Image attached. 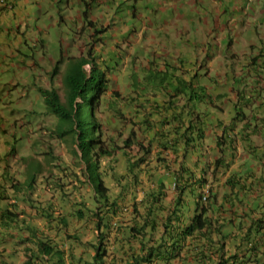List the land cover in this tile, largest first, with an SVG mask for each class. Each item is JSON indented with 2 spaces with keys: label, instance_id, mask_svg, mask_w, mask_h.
<instances>
[{
  "label": "trees",
  "instance_id": "16d2710c",
  "mask_svg": "<svg viewBox=\"0 0 264 264\" xmlns=\"http://www.w3.org/2000/svg\"><path fill=\"white\" fill-rule=\"evenodd\" d=\"M54 1L49 0L52 5H54ZM58 1H67L66 10L73 13L72 17L75 19V24L72 26L71 31L74 33L78 32L83 38L86 36L90 48L87 52L83 51L81 56L70 58L67 67L60 70L64 58L72 49L71 44L61 42L59 60L54 65H51L50 68L43 67L42 63L38 65L43 68L39 75V83L36 82L35 84L34 99L36 101H34V104L38 106L39 102H41L44 110L39 113L36 110H30V112L28 111V115L36 114V116L41 115L43 118L52 116L56 119L54 129L48 127V132H50L51 136L55 134V139H61L63 143L66 142V137H69L74 144L72 152L78 158L76 164L84 166V181L80 180L78 173L73 171L76 177H78V180L72 185L73 190L80 192L81 188H88L90 196L86 198L83 195L79 201L70 196L64 177H68L70 171L74 169L73 167L69 168L66 163L60 162L58 170L54 171V158H59V155H56L54 152L55 146L53 141L46 140L47 133L39 132L37 126L28 127L30 124L28 121L20 124L21 118L18 119L19 121H13L10 131L5 130V128L2 129V132L5 134L3 135L4 137H0V142L2 141L3 145H8L11 138L16 141L18 136H23L25 140L28 135H31L33 141L29 149H38L35 150V154H32L31 157L26 156L20 160V165L17 166L19 167L17 169L19 171L18 176L11 173L16 169H12L10 166V150H8L6 155H0V160L4 163V165L0 164V166H3V172L0 174V187L5 190L4 194L6 195V198L1 200L6 201L8 204L7 209L3 210V208H0V240L5 239L7 242L4 244L5 250L3 252L7 251V244L12 241V239L9 241V231L16 230L18 233L19 230L24 233L20 235L19 233L17 235L12 234L14 238L13 242L16 244L18 241L21 244L25 243L29 254V259L22 260L19 264H45L46 262H48L47 264H147L156 260L164 261V264H187L179 256L181 250L184 249L187 242L191 239L197 244V249L200 248V243L202 247L214 248L212 256L219 257V259L212 262L213 264H226L223 259L225 245L229 239H232L228 248L229 251L230 249H234L233 246L238 242V236L243 234L244 224L241 222L237 224L234 218L229 221L232 228L235 225L237 226L236 229L239 231V234H237L238 231L234 234L232 231L225 230V227H217L212 230V220L206 214L204 215L203 211L201 214L195 215L190 223L180 224L179 226L172 225L175 220H179L178 222L181 223L182 214L180 215V212H182V209L177 208L180 204L182 205L180 196L176 197L172 195L170 197V200L176 202V206L169 207L167 210L165 206L166 202L163 201L164 193H162V190L158 193H148L146 194V198L141 201L145 212L141 215L140 222L128 226L124 225V221H120L118 225L117 223L114 224V219L118 216L119 212H122L121 204H125L126 199L133 194L130 189L135 188L136 185H140L144 175H146L148 181H151L153 177L155 180L158 178L157 182L161 185L160 189H164L165 182L163 180L165 179L164 177L160 178L162 174L156 175L154 173L155 176L153 177L147 176L148 173H145L147 169H141L143 168L142 164L145 162V159L132 155L130 149L135 142L134 138H136L134 130H131L129 136L125 137L124 131L117 125H114L115 129H112L113 131L109 133L111 124L120 119L117 116L118 114L121 116L124 113L123 111L133 108L128 113L130 114L129 117L133 118L132 123L134 125L143 124L142 128L155 130L157 124H160L161 128H163L175 117V111H178L179 116L182 108L187 106V103H185L184 106L177 109L179 97H182L184 94V90L180 86L182 79L181 76L174 79L162 71L148 75L144 70L136 66L138 65L136 62L134 66H136L137 70L132 75L133 79L131 81L138 89V93L148 89L147 86L150 84L142 90V83L153 80L152 76L155 79L154 90H164L165 84H169L171 79H174L176 85L173 86L172 91H168L166 87V90L163 92L151 93L156 98L151 105V112L148 114H146V110L149 108L147 106L148 103H144L139 98V95L135 96L133 93L125 97L121 91H114V97L121 98L124 103L123 109L115 108L117 99L114 100L115 105L114 102L104 99L105 94L111 86L109 81L113 78V76H110L112 72L110 68L113 65L112 57L104 56L102 58L97 51L100 48L102 51L104 50V35L91 20H86L85 26L79 22L78 15L73 11V5L76 0ZM87 3V0H81L79 6L83 7ZM14 5V15L19 18V13L22 9L21 5L17 2ZM36 11V9L33 10L32 14ZM57 12L59 15L64 11L60 10ZM63 14H61V19H63ZM24 17V21L27 23L29 16L25 14ZM54 22L58 23L56 19H54ZM17 32V37L25 36V33L20 29L19 23ZM64 47H67V49L64 50ZM43 48H45V44H43ZM18 52L17 50L16 53ZM44 55H46L45 52ZM22 58L21 60L25 62ZM21 60L20 62L22 63ZM45 61L43 60V62ZM86 65H90V71L85 68ZM119 67L120 65L115 63L117 71H119ZM60 73H62V79L60 85L56 86V77ZM127 73L125 74L127 75ZM192 88L191 96L188 97L191 102L203 103V99L200 98L202 95L212 98L210 102H212L213 97L218 100L226 95H207L204 85L198 88L201 93L197 91V86ZM146 91H149V89ZM240 99L242 101L239 100L241 102L238 107L248 105L251 101L250 99H246L244 95H241ZM163 100L168 104H164ZM102 102L107 105L108 113H110L104 121H100L97 115ZM163 107H165L164 112ZM113 108L116 110L112 111ZM190 110H192L190 113L187 112L190 116V119L187 118L189 124L188 131L191 130V127L192 130L194 129L192 118L196 108L192 106ZM152 116H156L157 118L153 119L154 122L151 119ZM38 132L39 137H34ZM185 136L187 137V142ZM180 137L185 140L183 143L181 142L182 139L179 140L178 138L161 143L164 149H160L162 155L159 157L161 161L165 162V165H162L164 167L162 171L165 174L171 170L169 164H167L168 157L170 156H167V151L177 153L180 150H184L185 155H190L189 145L192 140L190 133L185 132ZM59 143L62 144L61 142ZM41 156L43 159H40ZM43 162H45L44 165ZM171 173L172 179L174 176L173 180L178 190L184 191L187 187V184L183 181L184 178L179 176L177 171L171 170ZM120 174H124V176H120L121 182H118L117 175ZM113 176L116 177L119 187L118 195L111 194L110 186L107 184V179ZM8 183H10V186H7ZM46 188H50V192L51 190L57 191L55 200H61V206L63 204L62 209L65 211L64 214L63 211H60L58 217L54 216V203L52 201L47 206L37 205V200L33 199V196L40 192L47 193ZM166 198H168V194L165 193L164 199ZM261 198L264 199L261 195L259 197L260 200L253 201L254 203L251 205L253 210L259 208L264 202ZM20 200L23 203H30L36 209V215L46 220L43 226L38 225L34 221L31 222L26 218L19 220L17 212ZM88 200L92 201L90 205L87 204ZM147 200H150L149 208L147 207ZM70 203L73 208L68 209V204ZM82 207L87 208L88 215L84 213ZM140 210L141 207L136 203L133 207L135 218L140 214ZM198 211H200V207H198ZM246 212H249V209ZM165 213L167 214V220L165 221L166 223L162 224V229H160L161 225L159 221ZM85 220H94L95 226L92 229V227H89V223L85 225L89 232L93 231V237L83 241L85 234L88 232H84L83 234L79 230L78 224L81 221L84 223ZM73 231L76 233L72 235ZM26 232H31L32 237H24ZM53 233L54 235H52ZM115 234L117 235L115 236ZM71 239L74 240V243L70 241ZM68 241L71 243L69 244ZM128 241H130L129 245L132 244L131 246L128 245ZM238 246L237 248L239 249L240 247L246 249L243 244L240 245L239 243ZM111 250H113L114 256L112 255L113 258L109 262L107 259ZM16 251L17 249L11 253L14 256L12 258L13 263L5 261L4 264H15L14 262L19 259V254ZM197 253L201 259L199 262L210 260V256H206V253ZM1 256H4V253H1ZM235 256L239 258V254Z\"/></svg>",
  "mask_w": 264,
  "mask_h": 264
},
{
  "label": "clouds",
  "instance_id": "9594fccd",
  "mask_svg": "<svg viewBox=\"0 0 264 264\" xmlns=\"http://www.w3.org/2000/svg\"><path fill=\"white\" fill-rule=\"evenodd\" d=\"M107 1H111L112 5L119 3L118 0ZM172 1L175 5L173 7L171 6L174 13L172 20L167 23L166 28L168 27L169 30L174 32L173 36L176 37L179 43L181 42V46L173 48L172 50L168 49L167 54H161L158 52L157 42L163 41V38L157 37L156 34H152V37H144L142 34H133L131 35V40L134 44H129V46L127 44V40H121L119 47L120 52L117 57L122 56L121 58H123V56L126 55V58H137L138 56L135 53L136 48L146 41L148 44L145 46V48L154 58L153 61L147 62V64H149V68H147L146 71L150 72L152 69L150 74L162 71L169 74V76H172L174 79H176L175 77L178 76H181V79L188 77L190 79V86L187 90L190 92L193 90L192 87H195L197 79L202 78L201 83L197 87L198 92L201 93L200 89L198 88L204 85L206 87L205 91L207 95H226L218 100L213 97L212 102H210L212 98L202 95L200 98H202L204 102L198 103L195 101L191 102L188 96L183 94L182 97H179L180 100H178L177 105L180 104L182 107L185 103H187V106L182 108L179 116L178 111H175L176 116L171 122L165 125L166 129L165 126L162 128L170 134V136H168L165 140H162L160 136H154L149 140H142L140 134L143 124L136 125L138 132L134 130L135 125L133 123L131 128H128L127 124V128H122L125 137L129 136L131 130H134L136 135V138H134L135 142L130 149L132 155H137L136 157H143L145 159V162L142 164L143 169H146L149 166V163L146 162L150 160L152 163L156 162L155 164H158L159 166H162L163 164L165 165V162L161 161L159 157L162 155L160 153V149H164L163 146H161V143L163 141L173 140L174 138L176 139L178 138V135L186 132L190 133L192 138L189 145L190 155L187 156H191L195 160L200 158L202 159L203 156L207 159V163H211L213 161L219 165H224L225 161L230 159L232 160L231 162L233 164H237L239 167L246 165L259 167L264 166V162L262 160L255 159L254 157L245 159L243 157H239L238 155L234 157V152L238 151V145H241L243 148H247L248 151H250V149L253 148L250 143V137H256V130L258 127H264V23L258 20V18L264 15V0H249L254 4L252 9L248 10L243 8V15L238 18L239 25L237 26L238 34L239 36H242V47L234 50L232 48L233 42L231 41L226 49V55L223 54V49L219 46V42L223 39L221 35L222 29L215 31L213 34L206 35L208 29L201 28L200 35H197L198 41L190 42L191 40H186L187 36L183 35L192 32V30L188 28L189 16L177 9L178 4H184L186 0ZM155 2L159 1L155 0ZM219 2H221V0H217L216 5L221 9V4ZM202 4H204V0H202ZM2 5L0 17L4 14L14 13L13 2L10 4L4 3ZM110 9L111 7L109 6H106L105 8V10ZM73 11L78 15L79 22L82 25L85 26L87 23L86 20H91L94 23L96 28L104 35L103 44L105 47L117 46L115 43L111 44L112 41L116 40L114 33L112 34V31L106 32L107 29L111 27V22L108 21L104 14H101L103 11L101 8V3H98L96 8H93L90 7L89 3L85 4L83 7H80L78 2L77 4L73 5ZM91 11H94L95 16L91 14ZM230 13L231 16L238 15L233 9H231ZM106 25L108 26L106 27ZM75 34L76 37L80 36L78 32ZM139 35L140 38L137 40V43L134 42V38ZM76 37L73 41H71V46L73 42H76ZM84 39H87L86 36H84ZM149 42H152V44ZM122 43H124V47H121ZM123 48L128 52L127 54L122 52ZM16 51V48L12 49L11 46H5L2 49V52H0V67L4 65L5 62L10 61L11 58H14ZM73 55L74 54L71 55L69 53V57L66 56L64 58L63 64L60 66V70L67 67V63L70 61V58H77ZM123 63L125 64V62ZM86 66H89L88 71H90V65ZM136 66L142 70H144L143 68L145 67L139 63ZM169 69H183L186 71L182 70L181 74L176 75L171 73ZM57 78H59V76L56 77V83H58ZM174 79H171L169 84L167 83L166 87L168 88V91H172L173 86L176 85ZM224 84L227 86L225 87ZM133 91L134 92L132 93L135 96L139 95V98L141 101H143L142 98L145 97L142 96L141 92L138 93V90ZM241 95H244L246 99H250L251 101L248 103V105L238 107L242 101L240 99ZM155 98L156 97L154 95L150 94L147 100L154 101ZM239 100L241 101L239 102ZM161 102H165L166 105L168 104L166 101ZM190 104H192L196 110L192 118L194 129L192 130L191 127V130L188 131L189 124L184 122L182 115L184 114L189 116L187 112L190 113L192 111L189 107ZM148 107L151 108L150 105H148ZM149 108L146 110V114L148 113ZM209 115L214 117L213 122L205 126L201 125L210 119V117H208ZM155 117L156 116H152L151 118L153 122ZM195 132L197 135L194 134ZM197 141H199L198 144L196 143ZM255 143L258 146L260 145V142L257 140ZM136 147H138V149L135 150ZM8 150L9 149L7 145V152ZM166 153L172 152L167 151ZM0 155H2L1 152ZM183 155L186 156L185 154ZM169 163L170 161L168 160L167 164ZM161 174L162 175L160 178L165 175V172L162 171ZM120 176H124V174L117 175L118 182H121L119 179ZM145 178L147 179V177L142 178V182H140V185L138 186L145 184ZM238 178L242 179L243 176H239ZM187 180H191L192 182L190 181V184L186 183L187 187L185 189L196 186L199 189L198 207H200V211H198L197 207L195 215H199L204 211V215L206 214L207 217L212 220V230L216 229L217 227L226 228L232 218H234V220L236 219L238 223L241 222L244 224L242 231L243 234L238 236V242L233 246L234 249H230L231 252L228 250L232 239H229L228 243L225 245V250L223 251L224 262L226 264H264V202L259 208L253 210L251 205L254 202L244 198L245 193L243 192L242 186L237 185L235 182L237 179L232 176L227 182H225L224 187L226 191V197L230 198L232 203L228 204L227 201H224L220 205L218 214L216 215L213 210V208H215L213 204L217 201L219 192L216 195L213 193L212 185L207 179L195 180L194 176H190L187 177ZM172 181L173 182L170 190L173 192H179L176 183L173 179ZM164 182V188H166L167 182ZM115 184L118 190L119 187L117 185V180ZM234 190L235 193H233ZM184 192L185 191L182 190L180 192V196L181 194H184ZM144 198H146V194ZM127 199H130V201L132 200L130 197ZM136 203L137 202L133 204V207L136 205ZM125 204L131 208L130 202L126 201ZM121 208L122 212H119L118 216L114 220L118 219L123 212L128 210L124 209L123 206ZM248 209L249 212H246ZM234 211L235 213L233 214ZM131 212L133 213V209ZM178 224L180 225L179 222ZM236 227L237 226L235 225L234 228H232V233L234 234L238 231ZM237 234H239V231ZM248 240H250V242H248ZM239 243L240 245L243 244L247 250L241 247L240 249L237 248L239 247ZM182 252L183 249L181 250L179 257L182 256ZM237 254H239V258L235 256ZM110 256L111 253H109L107 259L109 262L111 261ZM218 259L219 257H216V260Z\"/></svg>",
  "mask_w": 264,
  "mask_h": 264
},
{
  "label": "rangeland",
  "instance_id": "374dc122",
  "mask_svg": "<svg viewBox=\"0 0 264 264\" xmlns=\"http://www.w3.org/2000/svg\"><path fill=\"white\" fill-rule=\"evenodd\" d=\"M98 1L87 0L90 7L93 8H96V5L98 3H101V8L103 9L101 14H104L107 17L108 21L111 22V27H109L106 32L112 31V34L114 33V37L116 38V40L112 41L111 44L115 43L117 45L115 47H104L103 51L101 50V48L97 50L102 58L104 56L112 57L113 62V65H111L112 68H110L112 70L110 76H113V78H111V80L109 81V84L111 86L109 91L105 94L104 99L110 100L112 102L117 99L116 105L114 102V107L123 109L124 103L121 98H117V96L116 98L114 97V91H121L122 95L127 97L129 94L134 92L133 90H138L131 81L133 79L132 75L137 70L134 65L138 61L140 65L145 66L143 68L144 72H146V74H150L152 69L150 70V72L146 71L145 69L149 68V64H147V62L153 61L154 58L145 48V46L148 44L146 41H144L142 45L136 48L135 53L138 56L137 58H126V55L123 56V58H121L122 56L117 57L120 52L119 47L121 40H127V44L131 45L134 44L131 40V35L133 34H142L144 35V37H152V34H156L157 37H161L164 39L163 41L157 42L158 52L161 54H167L168 49L172 50L173 48L181 46V42L179 43L176 37L173 36L174 32L169 30L168 27L166 28L167 23L172 20V16L174 13L172 7L175 5L172 0H158L159 2H155V0H118L119 3H115L114 5H112L111 1ZM216 1L217 0H204V4H202V0H186L184 4H178L177 9L183 12L185 15L189 16L188 28L192 30V32L183 35L187 36L186 40H191L190 42L198 41L197 35H200L201 28L208 29L206 35L213 34L215 31H219L220 29H222L221 35L223 39L219 42V46L223 49V54L226 55V49L231 41L233 42L232 48L234 50L242 47V36H239L237 32V26L239 25L238 18L243 15V8L251 10L254 4L249 0H221V2H219L221 4V11L219 6L217 7L216 5ZM36 2L37 7L35 9L37 11L32 14L33 9H28L25 13L27 16H29L27 18V23L25 21H21L20 23V29L25 33V36L17 37L18 26H9L7 28H3L5 31H2L3 29L0 26V52H2V49L5 46H11L12 49L16 48L20 52L16 53L15 58H11L10 61L5 62L4 65L0 67V137H4L3 135L5 134L2 132V129L5 128V130L10 131L13 121L18 120L19 118H21L20 124H24L26 121H28L30 123L28 127L37 126L39 132L41 131V133H47V136L45 135L46 140L53 141L55 146L54 152L56 155H59V158H54V171L58 170V165L60 162L66 163L69 168L73 167L74 170L70 171L69 176L64 177V179L67 183L68 193L70 194V196L76 201H79V199H81L83 195L86 198L89 197L90 193L88 188H81L80 192H76L73 190L72 185L76 180H78V177L80 180L84 181V166L76 164L78 158H76L72 152V147L74 145L72 140H70L69 137H66L67 140L63 143L61 139H55V134L54 136H51L50 132H48V127L50 129H54L56 123V119L54 117L47 116L43 118V116L41 117V115H28V111L30 112V110H36V112L38 113L44 110L43 104L41 102H39L38 106L34 104V101H36L34 99L35 84L36 82L39 83V75L42 72V68H50L51 65H54V63L59 60L61 55L60 43L65 42L71 44V41L75 39L76 34L71 31L72 26L75 24V19H73L72 17L73 13L66 11L67 1L60 2L58 0H55L54 5H52L49 0H22L19 2V4L28 7L33 5L34 8V3ZM78 2L81 3V0H79ZM106 6L111 7V9L105 10ZM231 9L237 12L238 15L231 16ZM60 10L64 11L62 12L64 13L62 16L63 19L60 18L62 13L58 15L57 11ZM91 14L95 16L94 11H91ZM54 19H56L58 23L54 22ZM258 20L264 23V15L258 18ZM107 26L108 25H106V27ZM139 38L140 35L134 38V42L137 43V40H139ZM149 43L152 44V42ZM43 44H45V48H43ZM122 46L124 47V43L121 44V47ZM89 48L90 44L87 43V39H84L81 36H77L76 42L72 43V49L69 51V53L71 55L74 54L73 56L75 57H79L83 54V51L87 52ZM65 49H67V47H64V50ZM122 50L123 53H128L124 48ZM44 52L46 55H44ZM69 53L67 54L68 57ZM21 57H23L22 59L25 60V62L21 60ZM20 60L22 61V63L20 62ZM43 60L46 61L43 62ZM123 62H125V64ZM41 63L43 66L42 68L41 66H38ZM115 63H118L120 65L119 71H117V69L115 68ZM86 68L89 69V66H86ZM182 70L183 69H169L171 73L176 75L181 74ZM62 73L58 75L59 78H57L58 83H55L56 86L60 85ZM125 73H127V75ZM152 79L153 80H149L148 82L144 81L142 83V90H144L146 86L150 84L149 86H147L149 91H146L148 89L141 91L142 96L145 97L142 98L144 103H148V105L150 106L152 105V103H154L153 100H151L150 102L147 100L151 92L159 93L165 91V89L154 90L153 85L155 83V79L153 76ZM201 81L202 78L197 79L195 86L198 87ZM180 86L183 88L185 96H191V92L187 90L190 86V79L188 77L182 78ZM224 86L226 87L227 85L224 84ZM132 109L133 108L123 111L124 113L121 116H119V114L117 115L120 119H118L117 122L111 124L109 133L113 131L112 129H115L113 127L114 125H117L121 129L124 127L127 128V124L128 128L132 127L133 118L129 117V113ZM113 110L116 109L113 108L112 111ZM163 111H165V107H163ZM109 114L110 113H108L107 105L102 102L97 112L98 118L100 119V121H104ZM208 117H210V119H208L201 125L205 126L213 122L214 117L211 115H209ZM134 130L138 132V130L136 129V125L134 126ZM39 132L36 133L34 137H39ZM194 134L197 135L196 132ZM32 141L33 138L31 137V135H28L25 140L23 139V136H18L16 141L12 140V138L10 139L8 144V148L11 152L10 166L12 167V169H16L15 171L11 172L12 174L14 173L16 174V176H18L19 171L17 169H19V167L17 166L20 165V160L22 158L26 156L31 157L32 154H35V150H37L38 148H33V150L29 149L31 148L30 145ZM59 142H61L62 144H60ZM198 142L199 141H197L196 143L198 144ZM0 143L1 154L6 155L7 145H3L2 141ZM260 145L261 148H264V140L260 142ZM136 149H138V147H136L135 150ZM40 159H43V157L41 156ZM44 163L45 162H43V165ZM0 164L4 165V163H2V160H0ZM2 167L3 166H0V174L3 172ZM73 171L78 173V177H76ZM163 181H167V179ZM172 182V179H169L167 181V187L169 189L171 188ZM115 183L116 178L114 176L107 179V184L108 186H110L109 188L111 194L116 195L118 192ZM7 186H10V183H8ZM4 192L5 190L0 187V208H3V210L7 209L8 207L7 202L1 200L6 198ZM56 195L57 191L51 190L50 192V188H48L47 193L40 192L38 194H35L33 196V199H36L37 205L41 206H47L49 202L52 201L54 203L53 214L55 217H58L60 211H63V204L61 206V200H55ZM21 201L22 200H20L19 202V210L17 212V217L19 218V220H23L24 218H26L31 222L34 221L38 225L43 226L46 220L36 215L37 211L30 203H23ZM88 201L89 202L87 204L90 205L92 201ZM126 201L130 202V199H126ZM70 208H73V206H71V203L68 204V209ZM82 210L84 211V213H86V215H88L87 208L82 207ZM64 213L65 211H63V214ZM10 231L8 237H10L9 241L11 239L12 241L7 244V251L3 252V250H5L4 244L7 242L5 241V239L0 240V264H4L5 261H7L8 263H13L12 258L14 256L11 253L15 249H17L16 252L19 254L18 258L21 259H18L16 262H14L15 264H19V262L22 260L25 261L29 259V254L26 250L25 243L21 244V242L18 241V243L16 244L13 242L14 238L12 234L17 235L19 233L20 235L24 232L19 230L18 233L16 232V230ZM52 235H54V233ZM24 237L31 238L32 233L26 232ZM92 237L93 231L85 234L84 239L88 240ZM70 241L74 243V240L71 239ZM70 241H68L69 244L71 243ZM1 253H4V256H1ZM47 263L48 262H46L45 264Z\"/></svg>",
  "mask_w": 264,
  "mask_h": 264
},
{
  "label": "crops",
  "instance_id": "0c3cea01",
  "mask_svg": "<svg viewBox=\"0 0 264 264\" xmlns=\"http://www.w3.org/2000/svg\"><path fill=\"white\" fill-rule=\"evenodd\" d=\"M22 0H0V10H1V6H3L2 4L7 3H15L17 2L19 4V2ZM43 2V1H42ZM78 3V0H76L75 4ZM20 5V4H19ZM15 6V5H14ZM37 7V2L34 3V8L33 5H31L30 7L28 6H22L21 5V11L19 13V18H17V16L14 15V13H8V14H4L0 17V26L1 28H7L9 26H18V23L20 24L21 21L25 20V13L28 9H33L35 10V8ZM24 9V10H23ZM5 26V27H2ZM1 31V30H0ZM2 31H5L4 29ZM164 101V100H163ZM166 104V103H164ZM166 106V105H164ZM193 105L190 104L189 107L191 108ZM181 105L178 104L177 105V109L180 108ZM151 112V108H149L148 113ZM147 113V114H148ZM166 113V112H165ZM176 116V114H175ZM182 118L184 120V122H186V124H188L187 122V118L190 119L189 116L187 115H182ZM155 119H157L155 117ZM172 121V120H171ZM170 121V122H171ZM196 122V121H195ZM160 123V122H158ZM157 124V123H154ZM168 124V123H167ZM157 130H148L145 128L141 129V138L142 140L145 139H151L154 136H160L162 138V140H165L168 136H170V134L168 132H166V130H163L161 128L160 124H157L156 128ZM166 129V126H165ZM259 134V135H258ZM182 135V134H180ZM180 135H178L179 140H181L182 138L180 137ZM256 137H250V143L252 145L253 148L250 149V151H248L247 148H243V146L238 145L237 146V152H234V157H236L237 155L239 157H243L245 158H251L254 157L255 159H259L262 160L264 162V148H261V145H257L255 143V141H259L262 142L264 140V127H258V129L256 130ZM147 140V141H148ZM185 140L187 142V137L185 136ZM184 139L181 140V142L183 143L185 141ZM256 144V145H254ZM168 157V160L170 161L169 163V167L171 168V170L173 171H177L179 176L184 178V183L190 184V181L187 180V177L190 176H194L195 180L197 179H202L205 180L207 179L213 188V193L216 195L218 192V198L217 201L213 204L215 208H213L215 214H218V209L220 207V205L224 202L227 201V203L231 204L232 200L228 197H226V191L224 189L225 187V182L228 181V179L230 177H234L237 180L235 181L237 185L242 186L243 188V192L245 193L244 198L245 199H249V201H258L260 200L259 197L262 195L264 197V166L259 167V166H253V165H246V166H241L239 167L237 164H233L230 159H227L225 161V164H216L213 161L210 163H207V159L204 158L202 156V159H194L191 156H184V150H180L177 153H166ZM188 154V153H186ZM147 160V159H146ZM206 162V163H205ZM146 163H149V166L146 168V172L148 173L149 176H155L154 173L156 175H161V172L163 170L164 167L159 166L158 164H155L156 162H151L147 161ZM162 163V162H161ZM142 170H144L143 168H141ZM171 170H169V173H166L165 175H163L164 179H167V181L171 178ZM160 171V172H159ZM239 176H243L242 179H239ZM143 177H146V175H144ZM174 179V176H173ZM158 178L153 177L151 179V181L149 182L148 179L145 178V184L142 186H138L136 185L135 188H131V192L133 194H131L130 198L132 199L130 201L131 204V208L128 207V205L126 204H121L124 209H128L126 210V212H123L122 215L115 220L114 224L117 223L120 224V221H124V225L128 226V225H133L135 223L140 222L141 220V215L145 212V210H143V206L141 201L144 199L145 194L151 193V192H155L158 193L159 191L162 190V193H166L168 194V198L164 199V194H163V201L166 202V209L169 207H173L176 206V202L170 200V197L172 195L179 197L180 196V192H173L171 191L167 186L164 189H160L161 185L157 182ZM166 181V182H167ZM192 182V181H191ZM193 186V185H191ZM142 187V189H141ZM119 190V188H118ZM117 190V192H118ZM167 191V192H166ZM184 194H181V199H182V205L180 204L179 206H177V208H181L182 212H180L181 216V223L180 224H187L191 221L192 217L195 215L196 211H197V204L199 202V189L196 187H188L187 189L184 190ZM233 193H235V190L233 191ZM118 195V194H117ZM136 196V197H135ZM136 200H135V198ZM263 199V198H261ZM264 200V199H263ZM137 202L138 206L141 207L140 210V214L137 215V218H135L134 214L131 212L133 209V204ZM171 205V206H170ZM147 207H150V200H147ZM168 210V209H167ZM263 212H264V208H263ZM235 213V211L233 212V214ZM167 214L165 213L164 215H162V217L160 218L159 224L160 229H162V224L166 223L165 221L167 220ZM236 220V219H235ZM89 220H85V222L83 223L82 221L78 224V228L79 230L84 234V232H88V228H86V224L89 223V227H93L95 226L94 224V220H90V222H87ZM179 220H175L173 221L172 225L175 226H179L178 224ZM237 222V220H236ZM238 223V222H237ZM225 230H229L232 231V225H228ZM73 234L76 232H72ZM117 234H115L116 236ZM87 239H84V241H86ZM130 241H128V245H129ZM132 244H130L129 246H131ZM200 248L197 249L196 246L197 244L194 243V241H192L191 239L187 242L186 247H184L183 252H182V256L181 259L183 262L187 263V264H213L212 262L217 261L215 256H212V251H214V248H207V247H202L201 243L199 244ZM135 246V245H134ZM212 246L215 247V245L212 244ZM111 249V248H109ZM229 250V249H228ZM197 252H204L206 253V256H210V260L206 261V262H199L201 259L199 258L200 256H198ZM110 253L113 255V250L110 251ZM114 256V255H113ZM113 256H111V259L113 258ZM183 258H185L183 260ZM147 264H164L163 261H154L152 263H147Z\"/></svg>",
  "mask_w": 264,
  "mask_h": 264
},
{
  "label": "bare ground",
  "instance_id": "6f19581e",
  "mask_svg": "<svg viewBox=\"0 0 264 264\" xmlns=\"http://www.w3.org/2000/svg\"><path fill=\"white\" fill-rule=\"evenodd\" d=\"M154 197V196H153Z\"/></svg>",
  "mask_w": 264,
  "mask_h": 264
}]
</instances>
